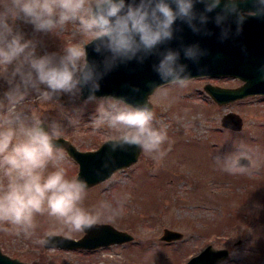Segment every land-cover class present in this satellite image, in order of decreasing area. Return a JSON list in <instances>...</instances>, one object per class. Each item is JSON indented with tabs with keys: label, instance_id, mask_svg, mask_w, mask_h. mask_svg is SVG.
<instances>
[{
	"label": "clouds",
	"instance_id": "clouds-1",
	"mask_svg": "<svg viewBox=\"0 0 264 264\" xmlns=\"http://www.w3.org/2000/svg\"><path fill=\"white\" fill-rule=\"evenodd\" d=\"M203 4L196 11L195 4ZM241 0H0V79L7 90L0 97V231L31 236L36 215L54 218L71 232H81L102 221L114 222L123 212L120 199L115 204L101 201L87 210L82 206L87 183L69 179L59 166L62 153L55 140L61 134L58 122L46 123L18 110L30 94L37 102H49L62 95L79 98L87 87L83 103L95 104L90 123L95 131L106 129L110 149L134 146L157 162L163 159L167 131L155 126L150 105L130 104L123 97H97L99 81L118 64L136 60L143 63L157 55L153 71L163 83L154 90L167 94L169 86L186 87L191 76L187 65L180 63V51L158 46L174 37L177 20L199 33L208 21L207 13L220 8L214 23L221 27V38L230 28L223 26L234 17L237 34L248 15H264V0H252L253 9L240 7ZM30 24L34 32L52 33L69 23L78 25L97 54H106L101 64L90 62L79 42L64 45L59 52L38 55L36 42L25 39L10 21ZM205 34H208L205 32ZM186 59L198 61L205 55L198 44L182 47ZM47 129V130H45ZM217 165L229 174H245L252 169V157L244 144L234 145L231 152L217 155ZM242 161H247L245 166ZM49 164L54 170L46 171ZM10 225L11 227H4ZM56 231L37 240L41 245L55 246Z\"/></svg>",
	"mask_w": 264,
	"mask_h": 264
},
{
	"label": "rangeland",
	"instance_id": "rangeland-1",
	"mask_svg": "<svg viewBox=\"0 0 264 264\" xmlns=\"http://www.w3.org/2000/svg\"><path fill=\"white\" fill-rule=\"evenodd\" d=\"M10 23L25 39L36 42L38 55L59 52L70 42L84 46L89 40L79 35L78 25L72 23L52 33L34 32L32 25L20 19ZM207 82L232 87L241 80L231 75H201L191 77L184 88L169 86L166 95L151 92L155 126L167 131L162 146L166 155L157 162L141 151L132 165L87 187L82 202L87 210L101 201H123L121 216L108 223L131 233V240L93 249L41 245L37 240L49 231L76 238L84 231H61L54 218L38 214L31 236L0 231V250L30 264H184L211 244L228 250L220 264H264V94L218 104L204 90ZM6 90L7 84L0 79V97ZM84 99L62 95L58 102H37L30 94L18 110L46 123L58 122L60 136L79 149H96L106 139V129H93L90 119L96 105H85ZM228 111L241 116V129L221 124ZM239 144L250 150L253 166L248 173L229 174L214 158ZM59 149V166L65 168L69 179L75 178L78 164ZM52 170L54 165L49 164L46 171ZM101 222L107 221L102 218ZM164 228L183 235L160 240Z\"/></svg>",
	"mask_w": 264,
	"mask_h": 264
},
{
	"label": "water",
	"instance_id": "water-1",
	"mask_svg": "<svg viewBox=\"0 0 264 264\" xmlns=\"http://www.w3.org/2000/svg\"><path fill=\"white\" fill-rule=\"evenodd\" d=\"M222 6L223 0H221ZM240 7L246 12L253 9L252 0H241ZM195 10L203 11V4H195ZM219 11L220 8H217L207 13L209 21L199 33L192 32L187 24L177 20L173 25V39L159 45L158 51L162 52L168 48L180 51V63L187 65V72L190 76L232 75L241 79L242 83L233 87L212 83L204 85V89L219 104L248 95L264 94V15L246 16L238 34L234 17H229L223 26L229 27L230 32L227 38H221V27L214 23V17ZM192 44H198L205 52V55L195 62L186 59L182 50V47ZM84 47L88 60L98 65L101 64L106 54H97L90 40L84 43ZM157 61L158 56L153 54L148 56L143 63L132 60L118 64L103 75L99 81L100 88L95 95L123 97L130 104L147 102L152 107L149 95L154 91L153 85L163 83L152 69V65ZM88 94V89L85 87L80 98L84 99ZM242 123L241 116L234 111H228L221 117V124L227 128L239 130L242 128ZM55 144L58 148H63L77 162L78 170L75 178L85 181L87 187L107 179L114 171L131 165L141 152V149L134 146H125L112 151L106 139L96 149L90 150L79 149L63 136H59ZM242 163L247 165V161H242ZM182 235L181 231L164 228L159 239L171 241L180 239ZM132 238L133 235L128 231L118 229L108 222H100L84 230L78 238L57 234L55 246L93 249L111 243L129 241ZM227 253L226 248H215L207 244L184 264H220ZM0 264L29 263L18 257H11L0 250Z\"/></svg>",
	"mask_w": 264,
	"mask_h": 264
}]
</instances>
